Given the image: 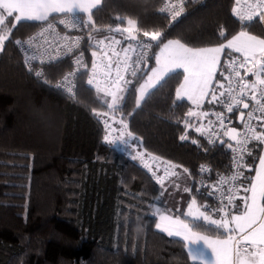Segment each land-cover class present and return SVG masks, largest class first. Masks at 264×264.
Here are the masks:
<instances>
[{
    "label": "trees",
    "instance_id": "1",
    "mask_svg": "<svg viewBox=\"0 0 264 264\" xmlns=\"http://www.w3.org/2000/svg\"><path fill=\"white\" fill-rule=\"evenodd\" d=\"M161 1L106 0L94 20L106 29L115 27L116 16L129 17L143 30H161L192 46L218 43L221 27L239 31L233 0L190 2L175 20L159 13ZM35 29L17 25L0 52V264H193L181 243L155 229L150 205L186 211L191 197L183 189L194 192L202 179L214 184L218 173L229 171L231 158L226 146L210 145L196 132L201 122L194 117L185 128L194 106L186 99L174 103L182 75L161 83L139 106L134 81L110 109L111 99L86 85L82 74L74 96L56 87L71 69L69 59L46 65L43 78L28 71L14 40ZM107 111L126 119L147 150L179 163V175L162 188L127 148L106 143ZM201 165L211 173L202 174Z\"/></svg>",
    "mask_w": 264,
    "mask_h": 264
},
{
    "label": "snow or ice",
    "instance_id": "2",
    "mask_svg": "<svg viewBox=\"0 0 264 264\" xmlns=\"http://www.w3.org/2000/svg\"><path fill=\"white\" fill-rule=\"evenodd\" d=\"M105 3L106 0H0V52L4 51L5 42L17 25L38 28L27 39L14 40L24 52L28 71L43 78L46 65L72 57L73 70L66 73L56 87L74 96V81L81 69L88 68L82 49L85 36L93 57L92 75L87 84L93 85L98 68L97 52L120 45L122 41L114 35L120 34L126 46L121 48L122 58L119 52H112L117 57L114 77L112 58L104 53L109 61L104 65V76L110 87L101 89L97 84L98 92L111 96V102L107 104L110 109L124 99L128 86L134 81L139 84L136 89L139 106L161 83L182 75L174 103H183L186 99L196 109H201L207 101V104L219 105L222 109L210 113L190 108L183 121L185 128L193 126L188 118L214 116L215 120L209 119L207 126L201 123L195 130L201 135L207 134L210 144L219 141L230 150L231 171L228 175L218 173L212 185L202 179L194 192L185 187L183 191L191 197L186 211L177 209L173 213L155 203L150 205L154 227L181 243L193 264H264V154H254L264 145V123H253V120L264 121V0H233L231 15L238 22L239 31L233 34L221 27L217 37L219 42L211 46H192L181 38L167 39L161 30H143L136 19L119 15L115 17V27L109 24L102 29L94 16ZM184 7L185 0H162L158 11L175 20L184 12ZM8 18L15 21L11 27L6 23ZM125 20L127 26L122 27ZM58 26H63V33L57 30ZM102 31L109 35L96 39ZM73 32L79 34H71ZM50 36L56 38L54 46L48 42ZM41 40L48 47H44ZM106 40L109 41L107 45ZM153 60L154 66L149 67V61ZM181 69L182 72L178 71ZM249 76L254 79L250 80ZM242 109H248L247 113ZM235 111H239L242 130L228 126L231 118L227 113ZM256 113L260 115L256 116ZM187 138V135L180 137L181 140ZM104 139L108 141L109 137L106 135ZM192 143L198 144V141L193 139ZM248 157L258 160V164H250ZM170 167L181 166L171 164ZM183 172L189 170L184 168ZM200 172L210 174L211 169L201 165ZM178 175L166 168L164 176L157 177V183L163 188L165 178ZM153 176H156L155 172ZM173 183L179 189V185ZM163 194L162 191L160 195ZM198 197L205 200L211 197L216 203H199Z\"/></svg>",
    "mask_w": 264,
    "mask_h": 264
},
{
    "label": "built area",
    "instance_id": "3",
    "mask_svg": "<svg viewBox=\"0 0 264 264\" xmlns=\"http://www.w3.org/2000/svg\"><path fill=\"white\" fill-rule=\"evenodd\" d=\"M193 1H196V0H185L184 11H185V9L187 7V4L190 3V2H193ZM161 6H162V1H161L160 5H159V8ZM164 15L168 19H171V17L167 16V14H164ZM38 30H39L38 28L35 29L31 33L27 34L25 37L21 38V40L27 39L29 36H31L34 33H36ZM57 30L61 31V33H63V31H64L63 26H58ZM71 34L78 35L79 33L73 32ZM104 37L105 36H96V39H103ZM115 38L118 39V40H121L122 43L120 45H113L112 49L104 48L103 52L102 51H98L97 52V57L95 59H96L97 64H98V68L96 70L95 80H94V84L93 85H88L87 84V80L92 75L91 64H92V60H93V57L91 56L92 49L87 47V36H85V42L82 44V49L84 50V62L88 65V68L87 69H81V73L80 74L84 75V79H85L86 85H88L95 92L103 94V95H104L103 91H100V92L97 91V84H98L99 88H101V89H104L105 87H110L109 84H106V79L107 78L104 76V71H105L104 65H106L109 62L108 59L104 57V53L107 52L108 56H111V58H112L113 77H114V75H115V71H114L115 62L117 60V57L112 55V52H113V50L115 52H119L120 53V57L122 58L124 53L121 51V48L126 46V42H124L122 39H120L117 36H115ZM48 42L54 46L55 43H56V38L54 36H50V37H48ZM40 43L43 44L44 47H48V44H45L43 40H41ZM108 43H109V41L106 40L105 44L107 45ZM19 50L21 52V55H22V58H23V61H24L25 60L24 52L20 48H19ZM64 59H69L70 60L71 69L68 72L72 71L73 67H74L73 58L72 57H67V58H64ZM148 66H150V61H149V65ZM68 72H66V73H68ZM242 73H243V70H242ZM65 74L62 75V77L59 79L58 82H60L62 80V78H63V76ZM249 79L251 80V79H254V78L249 76ZM74 83H75V89H76V87H77V78L75 79ZM62 90L67 92L65 89H62ZM107 97H109L111 99V96H107ZM251 106L252 105L250 104V107ZM241 108H242V106H241ZM221 110L222 109L219 106L218 109L215 110V111H221ZM242 110L245 113H247V111H248V109H242ZM227 115L231 118V123L230 124H228V121H226V124H228L229 127L236 126V127L239 128V130L243 129V124H242V122L240 120V117H239V111H235L234 113H227ZM255 115L259 116L260 114L256 113ZM211 119L215 120V117L212 116ZM259 122L260 121L253 120L254 124H259ZM207 123H203V124L205 126H207ZM106 124H107V127H106ZM125 125H127L126 128H125ZM200 125L201 124L197 125L196 127H199ZM103 130H104V137L106 135L109 137L108 141H106L104 139V141L106 143H108V144H110V145H112L114 147H118V148H127L129 150V152H130V155H133L137 159L139 164L143 168H145L152 175L154 180L157 181V177H163L164 176V171H165L166 168H168L169 171H176V172L181 169V167H178L176 169H171V167H170L171 164H175V165H180V164L175 162V161H173V160H169V159L163 158V157L157 155L156 153H153V152L147 150L144 147L140 137H137V135H135V133L130 129L128 121L126 119L122 118L120 115H117V114L109 112V111L105 112L103 114ZM257 130H258V127H257ZM129 133H131V135H129ZM202 136L204 137L205 141L208 144H210L208 142L207 134L202 135ZM223 139L226 140L225 137H223ZM217 144H219V141H217L215 144H210V145H217ZM250 147H251V145H250ZM130 150H132V151H130ZM229 152H230V150H229ZM154 157L157 158V159H153ZM230 158H231V152H230ZM249 158L250 157L247 158L248 162H249ZM145 165H148V167H146ZM230 171H231V169H229V171L224 173L223 175H228L230 173ZM153 172L156 173V176H153ZM205 174H207V173H205ZM169 178H170V176L165 178L164 182L167 181ZM204 182L206 183L205 180H204ZM224 188L226 189L227 185H225ZM201 203L214 204V203H216V201L214 199H212L211 197H209V198H207L206 200H204Z\"/></svg>",
    "mask_w": 264,
    "mask_h": 264
},
{
    "label": "crops",
    "instance_id": "4",
    "mask_svg": "<svg viewBox=\"0 0 264 264\" xmlns=\"http://www.w3.org/2000/svg\"><path fill=\"white\" fill-rule=\"evenodd\" d=\"M221 59L223 60L224 57L222 56ZM205 102H206V101H205ZM203 107L205 108L203 111H208V112L211 113V112L215 111V109L218 108V105H210V106H204V105H203ZM198 112H201V111H198ZM194 118H195V121L198 120V122H201V123H207L208 120L212 118V115H209V117H207V118H203V119H201V118H199V117H194ZM260 123H264V121H260L259 124H260ZM260 130H261V129L258 127V131H260ZM261 154H264V145H263V148H262V152H261ZM257 164H258V162H257Z\"/></svg>",
    "mask_w": 264,
    "mask_h": 264
},
{
    "label": "rangeland",
    "instance_id": "5",
    "mask_svg": "<svg viewBox=\"0 0 264 264\" xmlns=\"http://www.w3.org/2000/svg\"><path fill=\"white\" fill-rule=\"evenodd\" d=\"M153 66H154V65H153ZM142 82H143V81H142ZM142 82H141V83H142ZM137 96H138V95H137ZM204 109H205V108L202 106L201 109H196V108L194 107L193 110L198 112V111H203ZM130 151H132V150H130ZM128 152H129V151H128ZM128 154H130V152H129ZM241 194H243V193H241ZM186 209H187V207H186Z\"/></svg>",
    "mask_w": 264,
    "mask_h": 264
},
{
    "label": "water",
    "instance_id": "6",
    "mask_svg": "<svg viewBox=\"0 0 264 264\" xmlns=\"http://www.w3.org/2000/svg\"><path fill=\"white\" fill-rule=\"evenodd\" d=\"M125 35H127V34H125ZM150 67V66H149ZM233 127H236V126H233ZM238 128V127H237ZM238 130H239V128H238ZM226 138V140H228V137H225Z\"/></svg>",
    "mask_w": 264,
    "mask_h": 264
}]
</instances>
